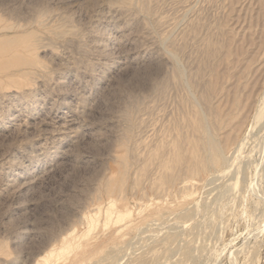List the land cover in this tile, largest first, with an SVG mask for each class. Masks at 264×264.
Wrapping results in <instances>:
<instances>
[{
    "label": "rangeland",
    "instance_id": "obj_1",
    "mask_svg": "<svg viewBox=\"0 0 264 264\" xmlns=\"http://www.w3.org/2000/svg\"><path fill=\"white\" fill-rule=\"evenodd\" d=\"M262 99L264 0H0V264H189L202 243L190 264H264L259 155V187L222 197L188 143L195 111ZM110 202L136 227L106 224Z\"/></svg>",
    "mask_w": 264,
    "mask_h": 264
},
{
    "label": "bare ground",
    "instance_id": "obj_2",
    "mask_svg": "<svg viewBox=\"0 0 264 264\" xmlns=\"http://www.w3.org/2000/svg\"><path fill=\"white\" fill-rule=\"evenodd\" d=\"M120 2L122 3V5L127 6L131 3V0H120ZM67 30L68 29L64 25H60L55 30V32L57 34H64L67 32ZM37 41L38 40L34 37V35L28 34L25 36V43H26L25 47H33L37 44ZM7 50H9L11 52H15V49H13V48L8 47ZM20 61H22L26 64L27 63L30 64V63H34L35 60L33 58L22 57L20 59ZM180 75L181 74H179V76L178 75L177 76L180 78L181 77ZM46 81L47 80H45V82ZM33 91H34V89H33ZM12 92H13V90H12ZM218 112H219V114H218ZM194 113H195V115H194V119H193V124L192 123L191 124H192V127H194L195 132L197 133V137L192 139V140H188L189 142L187 141L188 143L192 144V146H193V151H192L193 155L192 156L194 158H192V163L190 165V169L192 171H200L203 169L207 170V168H210V167H213L215 169H222L223 168V169H225L224 175L229 176V180H228L229 182L227 185H228L230 190L228 189L227 194L226 195L224 194L222 197H225V196L226 197L227 196L232 197V195H234V193H236L235 191L240 192L244 197H246V195L253 192V190L255 188L259 187V185H260V181H259L260 179L257 180L255 178V176H253V175H255L254 174V172H255L254 171L255 161H253L250 157V154L252 153V151H254L255 153H257V155H259L257 157L258 161L260 160L262 162V164L264 165V100L262 102H257L256 104H254V102H250V103L247 102L245 104V106L240 111H238V115L234 116L232 119H230V118L224 119L221 111L214 112L211 109H209L208 107L206 109H204V112L195 111ZM191 118H193V116ZM222 141L227 145V147L230 146V144H229L230 142H233L234 146L233 147L230 146L228 148L227 154L223 151V149L221 147ZM178 142L179 143H176V149L175 150H179L178 147H180V146H178V145H182V142H180V141H178ZM224 143H223V146H224ZM225 147H223V148L225 149ZM249 149H250V152L248 151ZM177 155H178V159H180V156L178 153H177ZM234 155H238V159L241 157L240 163H242V165L239 168H237V166H230L229 167V164L232 161L231 158H235V157H233ZM239 155H240V157H239ZM252 158H254V157H252ZM122 161H123L124 165L127 166L126 155H122ZM257 166H258V164H257ZM260 166H261V164H260ZM257 174H258V172H257ZM113 180H114V178H113ZM121 181H125V174H123L121 176ZM263 181H264V179H263ZM193 184H194V182L192 180H186L185 184H184L185 188H187V192L185 193L184 198L188 199L192 202L195 201V193H194V191H192L190 189ZM234 197H233V199H234ZM240 199H241V197H240ZM240 199L237 198V201L238 200L241 201ZM246 200H245V203L247 202ZM234 202H236V197H235ZM230 203H232V202H230ZM241 204L243 205L244 203L241 202ZM144 206H146V205H143V207ZM232 206L235 207L234 203ZM101 210L102 209L100 208L94 214H90L86 217V221H87V224L89 227L88 231H92L93 229H95L97 227L98 223H100L99 222L100 221L99 212H101ZM103 212H104L106 224H109L112 222V223L117 224L119 226V228H135L136 227V225L133 223V219L131 216L132 212L128 208L127 209H120L118 206H116V204L114 202H110ZM200 228H202V227H200ZM200 232H201V230H200ZM177 235L178 234H176V233L174 234V236H176V237H177ZM74 238H75V235H73V233H71L70 237L65 239L64 245L61 247V252H63V253L69 252L72 249V247H73L72 240ZM173 238H175V237H173ZM199 238H200V236H199ZM196 245H199V244L196 242ZM192 246L194 248V243L192 244ZM131 247L133 248V246H131ZM131 247L129 249H132ZM202 247L203 248H197L196 252L198 255H200V253H198V249H200V250L203 249V251H204L203 243H202ZM253 247H255V246L253 245ZM256 247H257V245H256ZM256 247L254 248L255 251L258 249ZM251 249H252V247L250 248V250ZM254 249H252V250H254ZM194 250H196V249H193L192 251H194ZM200 250H199V252H200ZM255 251H253L254 253L253 252H251V253H253V255L254 254L256 255L257 251L256 252ZM196 252H194V253L196 254ZM195 254L194 255L190 254V255H192V259H194L195 256H197V258L199 257L197 254L196 255ZM153 256H154V254H153ZM254 256H252V257H254ZM145 257H146V255H145ZM156 257H157V255H156ZM104 258H106V257L104 256ZM197 258L195 257V259H197ZM192 259H190L191 262H192ZM44 260L46 261L47 258H44ZM183 264H185V263H183Z\"/></svg>",
    "mask_w": 264,
    "mask_h": 264
}]
</instances>
